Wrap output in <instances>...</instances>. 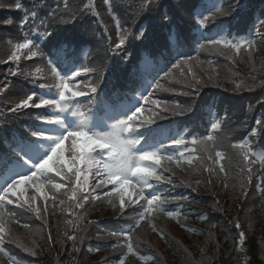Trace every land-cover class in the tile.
Instances as JSON below:
<instances>
[{
    "label": "trees",
    "instance_id": "16d2710c",
    "mask_svg": "<svg viewBox=\"0 0 264 264\" xmlns=\"http://www.w3.org/2000/svg\"><path fill=\"white\" fill-rule=\"evenodd\" d=\"M28 1L0 0V99L4 102L3 113L15 117L19 124L27 123L26 114L28 122L32 121L31 103L21 107L19 101L35 97L33 90L37 89L48 91L57 87L54 91H63L64 76L76 87L86 81L84 86L89 94L96 83L106 82L114 70L118 75H115L117 84L131 91L141 79L135 66L137 62L150 70L172 57L173 62L182 58L191 61L190 66H183L180 74L183 87L225 95L237 107L235 122H225L227 114L222 118L214 115L207 136H179L176 139L182 141L181 145L165 150L166 164L174 166V174L188 180L187 188L179 190L159 183L153 196L160 199L153 202L151 210L147 203L125 211L137 218L134 223L138 224L139 237L146 232L149 244L142 245L140 240L137 244L130 233H136L132 227H124L126 231L115 228L112 224H124L114 221L122 218L123 213L117 205L103 201L93 202L87 207L91 211L81 212L88 225L80 217L69 218L66 213L53 212L54 228L50 225V231L66 242L70 238L76 241L77 236L81 239L80 234L100 230L93 239L86 238V251L96 264H123L126 260L134 264H155L161 258L156 255V248L149 246L154 244L164 246L171 254L173 259L168 258V264H203L200 258L187 259L184 251L177 248V243H183L184 239L167 231V224L172 223L182 234L208 241L212 264H239L236 248L232 247L236 220L246 217L247 211L256 213L264 221V140L259 135L253 136V133L259 134V125L261 131L264 129L261 125L264 107L259 92L252 93L257 98L255 101L243 99L237 91L242 88L251 91L259 85L258 79H264V0H157L149 8L147 0ZM26 3L25 11L35 12L36 16L34 20L29 19V30L24 35L18 21L24 13L16 4ZM237 11L239 14L235 17ZM136 20L142 24L140 27ZM164 21L171 31L160 26ZM13 25L15 32L9 30ZM137 27L151 37L143 50L137 49V40L127 34ZM48 32L51 34L47 35ZM172 33L174 38L177 34L178 44L168 47L166 35L170 38ZM121 39L125 43L117 47ZM26 40H32V44L19 48ZM220 40L239 43L240 50L213 43ZM219 47L232 57V63L220 56ZM182 48L188 49L187 54L179 53ZM58 49L62 51L58 65L63 75H55L48 62V57L55 56ZM74 72L79 75H73ZM213 78L223 82L216 84ZM159 93L157 90L154 94ZM157 102L165 104L167 99ZM153 108L156 114L166 116ZM225 123L231 124L224 126ZM247 155H251L250 161ZM168 156L172 159H166ZM162 175L176 179L169 172ZM78 214L79 210L75 216ZM229 217L232 226L227 224ZM117 232H121L118 236L121 240ZM224 243L227 244L220 246ZM118 247H125L123 256L109 258L110 251ZM252 257L251 264H264L258 250H253ZM5 259L6 264H21L11 257Z\"/></svg>",
    "mask_w": 264,
    "mask_h": 264
},
{
    "label": "snow or ice",
    "instance_id": "6c2138e0",
    "mask_svg": "<svg viewBox=\"0 0 264 264\" xmlns=\"http://www.w3.org/2000/svg\"><path fill=\"white\" fill-rule=\"evenodd\" d=\"M21 5L16 4V7L19 8ZM8 23H11V21H8ZM51 32H48L47 35H50ZM28 41L32 40H26L25 43L19 44V48H27L30 44ZM125 41L121 39L119 41V45L117 47H120L124 45ZM213 43H219V44H226V46L230 45L231 48L235 49L236 51L240 50L241 45L239 43H231V41H228L227 43L224 40L220 41H213ZM203 47V45L201 46ZM249 47H251V44H249ZM34 55V54H33ZM15 58V57H14ZM85 72L88 71V69H84ZM73 75H79V73H73ZM159 87V85H158ZM63 88L65 91L68 89L67 84H63ZM65 91L60 92V100H65ZM97 89L95 87L91 88V92L95 93ZM74 96H83V92H75L73 94ZM147 99V97H145ZM32 100V96H29L27 99L22 101L21 106L22 107H28L30 104V101ZM42 105H49V104H54L57 107H59V101H50V100H42L41 101ZM39 106V105H37ZM142 111L140 108H136L135 111L132 112L130 116L127 117L125 120H120L117 125L114 126L116 131L111 134H105L99 136V138H94L93 135H90L87 131L80 130V131H75V132H68L67 136H63L59 139V142L55 144V147L51 151V155H49L45 160H43L42 163H40L36 170H44L47 169L49 172H55L56 175H61V173H64V166L63 163H60L57 165V167H52L49 165V161L53 160L54 158H57V154L59 150L62 147L63 142L68 139L69 137L73 138L74 143H78V141L75 140L76 137H84V140L82 142V145H80V151L81 153H88L90 151H93L94 149H109L110 150V156H111V164H105L104 167L109 170L110 177H114L115 175L119 174L123 179H122V184H128L130 183V180L132 177H138L141 181H143L145 184H147V180L145 179L146 176H155V171L154 169H149V168H144L142 167L143 163L151 158H154L157 156L156 152H149V151H143V152H138L139 156L137 157L135 155L134 151V145L139 143V140H127V139H122V134L125 131H130L132 130L131 127V122L133 121V118L137 116V113ZM49 123H62V119L60 116H53L50 119L47 120ZM209 139H212L209 137ZM182 141L176 140L174 141L175 145L181 144ZM150 154V155H146ZM166 159L171 160L172 157L168 156ZM80 160L84 161V156L83 154L80 156ZM71 168H69V171ZM37 171H33L31 175H24L20 176L19 179H16L13 183H11L4 192V195H0V209L4 207V202L6 200V197L8 196L9 193H13L17 191L19 185H23L26 182L33 181V178L36 177ZM66 174V173H65ZM77 179V183H80V169L77 167L76 172L74 173ZM157 180H160L161 177L156 176ZM109 183L112 182L111 178L108 181ZM87 183V177H85V180L82 184H80L81 187H84ZM32 187L36 189V191L42 195L43 193V188L44 184H36L33 183ZM55 188L59 189L63 187V185L57 183L54 185ZM148 187H151V185H148ZM73 195H75V191H73ZM123 199V197H121ZM160 198L158 196H153L151 200L148 201V207L149 210H151L153 202L159 200ZM20 207L23 208L24 204L21 203ZM37 213H39V209H36ZM169 215H172V213H169ZM3 232V229L0 228V233ZM0 243H2V239H0Z\"/></svg>",
    "mask_w": 264,
    "mask_h": 264
},
{
    "label": "rangeland",
    "instance_id": "374dc122",
    "mask_svg": "<svg viewBox=\"0 0 264 264\" xmlns=\"http://www.w3.org/2000/svg\"><path fill=\"white\" fill-rule=\"evenodd\" d=\"M188 64V63H187ZM190 66V65H188ZM213 81L216 84H221L223 80H220L219 78H213ZM113 110H111V113ZM116 114L113 113V115L109 114L108 118L111 120L113 119V116ZM90 128L94 129L97 128V131L102 134H111L116 131L114 126L111 129H98L97 123L94 119V117L87 118L86 122H83L82 120H73L71 123H69L66 127V130H62V132H59V137L56 139L55 142H57L61 137L65 136L68 132H75L78 130L87 129ZM104 128V127H102ZM99 136V134H97ZM122 139H126V135L122 134ZM67 140L66 147L62 149L60 154H66L69 156H72L75 151L77 152L76 143L73 142V138L69 137ZM77 141V138H75ZM134 151L136 152L135 155L138 157V152L140 150L136 149L134 147ZM94 164H98V166H101L98 159L93 160ZM111 164V163H110ZM93 171L89 172V180L92 182V184L96 183L102 175V172L98 169H92ZM247 214L246 217L237 219V228L233 230L236 232V235L233 238V244L232 247L236 248V253L238 256L237 261L239 264H251L253 261V250H258V253L260 254V257L264 261V221H261L257 218L256 213L250 212ZM252 219V221H251ZM261 221V222H260ZM227 224L232 226L231 218H227ZM168 232L172 234V236H180L183 237L184 241L183 243L178 242L177 248L184 251V254H186L187 259L192 258H200V260L203 262V264H212L213 258H212V252H210L209 249H207V242L206 240H200L198 238H191L187 235L182 234L178 227L173 225L172 223L167 224ZM58 235V234H57ZM143 237L141 238V244L144 245L145 243H148L147 240L149 239L147 233L142 234ZM59 236V235H58ZM19 238L22 241H25L26 244L29 246H32L34 248H39L40 245L43 246V244L40 242L41 239H37V237H33L30 235H27L25 233H19ZM59 243V241H57ZM185 243V244H184ZM149 244V243H148ZM227 243H224L220 246H223ZM156 249L158 250L157 255L160 254V261H157L155 264H168L166 263V260L173 259L171 257V254H168L167 256V249L159 244H154ZM252 246V247H251Z\"/></svg>",
    "mask_w": 264,
    "mask_h": 264
},
{
    "label": "clouds",
    "instance_id": "9594fccd",
    "mask_svg": "<svg viewBox=\"0 0 264 264\" xmlns=\"http://www.w3.org/2000/svg\"><path fill=\"white\" fill-rule=\"evenodd\" d=\"M28 43L30 44V43H32L31 41H28ZM146 155H150V154H146Z\"/></svg>",
    "mask_w": 264,
    "mask_h": 264
}]
</instances>
